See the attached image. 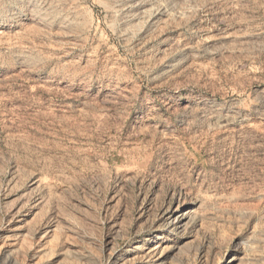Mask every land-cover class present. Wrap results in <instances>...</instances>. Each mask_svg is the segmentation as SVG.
I'll return each instance as SVG.
<instances>
[{
    "label": "rangeland",
    "instance_id": "obj_1",
    "mask_svg": "<svg viewBox=\"0 0 264 264\" xmlns=\"http://www.w3.org/2000/svg\"><path fill=\"white\" fill-rule=\"evenodd\" d=\"M0 264H264V0H0Z\"/></svg>",
    "mask_w": 264,
    "mask_h": 264
},
{
    "label": "bare ground",
    "instance_id": "obj_2",
    "mask_svg": "<svg viewBox=\"0 0 264 264\" xmlns=\"http://www.w3.org/2000/svg\"><path fill=\"white\" fill-rule=\"evenodd\" d=\"M140 11H141V9H140ZM3 233V232H2Z\"/></svg>",
    "mask_w": 264,
    "mask_h": 264
}]
</instances>
